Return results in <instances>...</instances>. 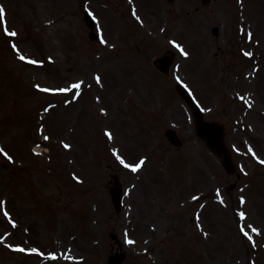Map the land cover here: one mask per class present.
Listing matches in <instances>:
<instances>
[{
  "label": "rangeland",
  "instance_id": "obj_1",
  "mask_svg": "<svg viewBox=\"0 0 264 264\" xmlns=\"http://www.w3.org/2000/svg\"><path fill=\"white\" fill-rule=\"evenodd\" d=\"M83 2L0 0V264H109L112 247L122 264H264V0ZM167 48L164 75L153 59ZM178 82L227 125L239 177L197 135Z\"/></svg>",
  "mask_w": 264,
  "mask_h": 264
},
{
  "label": "water",
  "instance_id": "obj_2",
  "mask_svg": "<svg viewBox=\"0 0 264 264\" xmlns=\"http://www.w3.org/2000/svg\"><path fill=\"white\" fill-rule=\"evenodd\" d=\"M205 2H209L210 0H203ZM214 33H218V29H214ZM172 62V55L170 53H166L164 56L156 59L155 64L164 72H168L169 66ZM177 90L184 96L189 105L192 108L193 115L195 117V123L197 132L200 137L204 138L207 141L208 146L221 158L222 164L224 165L226 171L230 174L234 173L236 170V166L233 160L232 152L228 148L225 142V127L224 125L218 122H209L205 121L203 114L195 102L193 98L186 95L184 89L180 86H177ZM166 134L170 141L176 145H180V139L176 135V132L173 129H168ZM110 193L112 195V200L116 211L119 213L122 209V201H123V189L122 184L118 178L115 176L114 186L111 187ZM113 237L115 235L112 234ZM126 258V252L124 250L121 253H111L109 257L110 264H121ZM249 264V263H248Z\"/></svg>",
  "mask_w": 264,
  "mask_h": 264
},
{
  "label": "snow or ice",
  "instance_id": "obj_3",
  "mask_svg": "<svg viewBox=\"0 0 264 264\" xmlns=\"http://www.w3.org/2000/svg\"><path fill=\"white\" fill-rule=\"evenodd\" d=\"M134 15H135V12H134ZM4 20H5V9H4L3 7H0V23H2ZM5 30L7 31V34L10 35V36H16V35H17V33L14 32V31H8L7 29H5ZM249 37L251 38V33H249ZM103 42H104V41H102V43H103ZM176 46H177V47H180L179 45H176ZM13 47L15 48V45H13ZM180 50H181V52H182L185 56H187V52L184 51L183 48H181ZM245 55H251V54H250V53H245ZM19 59L22 60V61H25V60H26V62L29 63V64H36V63H38V62L35 61V60H28V59H26V57L23 56V55H20V56H19ZM96 81H97L98 84L101 82V78H100L98 75L96 76ZM37 87L39 88V86H37ZM80 88H81V83H77V84L72 85L71 88H67V89H59L58 91H60V92H68V91H71L72 89H76V90H77L76 95L78 96V95H79V91H78V90H79ZM40 90H41V91H45V92L50 91V89H40ZM107 135H108L109 138L111 139V134L108 133ZM45 139H47V137H45ZM64 146H65V148H68V147H69V145H67V144H65ZM249 151H251V149H249ZM0 152H3V149H0ZM3 154H4L5 156L8 155L7 153H3ZM8 158L11 159L10 156H8ZM121 163L124 164V161L121 160ZM261 163H264V161H261ZM143 164H144V160H141L138 164H136V165H134V166H133V165H128V164H124V166H125L126 168H129V167H130L131 170H132L133 172H137V171L140 170V168L143 166ZM217 195L219 196V192L217 193ZM193 199H197V198H196V197H193ZM221 203H223L222 200H221ZM243 203H244V200H243V198H241V204H243ZM4 214H5V215H8L7 212H5ZM239 215H240L241 219L244 218V213H243V212H241ZM249 227H251V226H249ZM251 231H252V232H257V229H255V228H251ZM241 232H242V233H243V234H244L249 240L252 239V237L248 234L247 231L244 230V228H241ZM205 236H207V233H205ZM128 243L131 244V243H134V242L131 241V240H129ZM17 251L24 252L25 249H23V248H18ZM32 251H35V249H33ZM51 258H52V259H56L55 256H52Z\"/></svg>",
  "mask_w": 264,
  "mask_h": 264
}]
</instances>
